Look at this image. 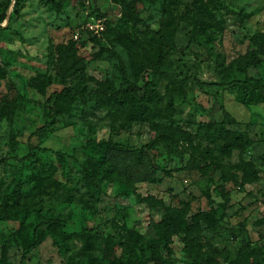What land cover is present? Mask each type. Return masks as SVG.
<instances>
[{
	"label": "rangeland",
	"instance_id": "1",
	"mask_svg": "<svg viewBox=\"0 0 264 264\" xmlns=\"http://www.w3.org/2000/svg\"><path fill=\"white\" fill-rule=\"evenodd\" d=\"M163 1L10 3L0 26V159H7L0 164V207L7 198L8 209L7 217L0 218V259L4 248L8 262H19L21 246L30 240L34 225L59 215L66 220L63 232L44 229L42 241L25 264H85L91 258L97 264H109L114 258L123 264L148 259L149 264H189L183 238L204 252L214 247L216 264H264V99L254 93L247 110L237 86L199 88L185 81L191 76L208 83L243 79L239 57L254 49L253 35L264 32V0H170L171 21L165 35L167 48L174 49L160 70L172 83L154 74L150 80L158 83L166 99L172 95V121L156 119L161 125L156 128L151 121L124 122L97 109L94 102L77 100L57 116L55 126L32 135L47 120L46 100L53 92L68 85L81 87L85 94L103 84L119 87L120 60L128 83L143 85L142 71L132 58L147 66L146 55L158 51V38L129 15L126 3L132 2L155 32ZM6 3L0 0V15ZM209 15L217 23L204 24L186 48L197 19ZM59 45L67 50L71 67L63 75ZM250 76L264 89V64L252 69ZM220 106L235 120L228 129L244 131L251 140L246 149L230 156L223 154L222 141L208 143L196 136L200 124L223 119ZM170 126L191 133L192 145L177 138L161 140L164 128ZM108 140L127 147L121 165L127 172L129 165L136 167L138 174L107 177L102 167L98 192L86 184L84 172L92 159L103 166L106 150L100 144ZM154 141L152 150L143 149ZM29 143L62 155L35 152L18 161ZM140 150L137 160L134 152ZM241 161L257 171L251 183L241 185ZM178 201L189 205L185 222L197 213L209 216L212 205L217 224L201 221L193 232L161 234L156 224L164 207L178 208ZM96 227L106 239H98L97 247L88 251L82 249V241L67 242L63 235Z\"/></svg>",
	"mask_w": 264,
	"mask_h": 264
},
{
	"label": "trees",
	"instance_id": "2",
	"mask_svg": "<svg viewBox=\"0 0 264 264\" xmlns=\"http://www.w3.org/2000/svg\"><path fill=\"white\" fill-rule=\"evenodd\" d=\"M46 1V0H44ZM12 0H7L5 8L0 15V26L6 21L7 15L6 10L10 6ZM127 10L130 16H132L146 31L153 32L158 38V51L155 55L147 54L146 58L148 65L145 66L140 63L136 58H132V61L136 64L138 71L141 72V80L143 85L139 86L135 83H128L127 72L124 64L119 61V71L121 74V85L115 87L111 84H103L94 89L89 90L86 94L84 90L75 85L64 86L60 91L53 92L46 100L45 115L47 120L44 124L38 127L33 136H39L49 128L56 125L57 116H61L67 112V105H70L77 100H80L84 104L89 102H94V105L97 109H105L107 113L112 118L121 119L124 122H133V121H151L153 127L161 126L158 122H155L156 119H167L173 120L172 116L174 114V105L173 97L169 96L167 99L161 94L158 89V83L155 80H150V75L154 74L166 79L168 82L172 83V80L168 75L160 70V67L169 53L168 49L169 42L166 40L165 32L170 26L171 21V2L170 0H164L162 5V16L159 22V28L155 32L152 31L149 26L140 18L138 11L132 2L126 3ZM241 22L244 23L243 12H240ZM217 21L212 15L208 17H200L194 24L191 37L188 41L186 48H190L191 44L196 40L198 33L201 31V28L204 24L206 25H215ZM171 38L173 37V30L170 32ZM254 43V49L249 51L247 54H244L239 57V66L238 69L243 73V79H236L228 82L215 83V82H204L198 76L186 77L185 81H192L199 88L203 87H229L231 85L239 87L243 94L242 105L245 109L249 110L248 101L253 96L254 93L257 94L261 99H264V89L260 84H253L251 81L250 71L254 68H257L264 64L262 57L264 56V32L256 33L252 37ZM168 47V48H167ZM167 49V50H166ZM165 50V51H164ZM67 50L64 49L61 45L58 46V53L60 55L59 61V72L61 75L64 72L70 70V61L66 54ZM111 54L118 58V55L111 51ZM139 73V72H137ZM220 111L223 119L220 122H210L200 124L196 136L203 141L212 143L215 141H222L223 154L230 156L235 150L246 149L250 144L251 140L248 134L244 131H232L228 129L232 123H234V118L232 115L223 107L220 106ZM170 121V122H171ZM177 138L178 141L185 142L189 145L193 143L192 134L183 130L180 127H168L164 128V133L161 137V140H167ZM157 144V141H154L150 145H145L143 149L152 150L153 147ZM100 147H104L106 152L104 156L103 166H98L96 162L92 159L90 163V169L84 172V180L87 185H89L94 191H100V187L97 183V178L99 174L102 173V167L105 171L104 176H115L116 178H127L122 174L129 173V177L137 176L136 167L133 168L129 165L128 172L121 165V160L128 154L129 150L126 146L114 143L111 141H102ZM38 153H50L54 155L61 156L62 153L52 151L51 149L42 148L35 146L31 143L28 144V151L26 155L19 158L18 161H24L29 156ZM134 157L137 160H140L142 157V150L135 151ZM103 160V159H102ZM101 160V161H102ZM7 159H0L1 163H6ZM240 171L242 172L241 185L251 183L257 171L252 164L248 162L241 161L239 164ZM226 167L223 166V172L226 174ZM167 176H171V171H166ZM102 178V177H101ZM132 180V179H131ZM133 181V180H132ZM2 206L0 207V218H6L7 209V198H5ZM151 198H148L150 200ZM180 207L168 208L164 207V216L162 220L156 224V227L161 234L166 236L172 234H178L179 232L185 231H195L197 230L201 221H207L212 225L217 224V220L214 217V209L210 205L209 216H206L204 213H197L192 215L188 223L184 221L185 215L189 211V205L184 201H178ZM66 220L61 218L59 215L45 219H40L32 229V236L29 241L23 243L21 246V257L19 262L10 263L6 260L5 254L6 250L2 249V258L0 259V264H25L28 259V255L40 244L43 239L44 229L55 227L59 231H62V228L65 226ZM66 241H82V249L88 251L97 247L98 239H106L104 233H102L99 227L96 228H84L80 232H73L70 234H63ZM184 242V251L188 256L189 264H216L215 257L217 250L214 247H211V252H204L201 249L196 248L195 245L188 240L183 238ZM151 260L148 259L145 262H136L135 264H149ZM73 264V263H72ZM85 264H97L96 259H88ZM109 264H123L117 258H114L110 261Z\"/></svg>",
	"mask_w": 264,
	"mask_h": 264
}]
</instances>
